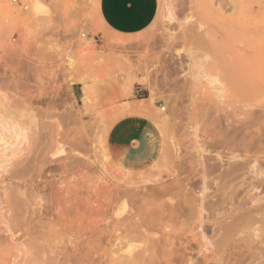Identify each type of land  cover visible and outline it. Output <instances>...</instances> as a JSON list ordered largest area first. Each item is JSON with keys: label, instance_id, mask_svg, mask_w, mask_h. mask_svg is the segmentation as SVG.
<instances>
[{"label": "rangeland", "instance_id": "rangeland-1", "mask_svg": "<svg viewBox=\"0 0 264 264\" xmlns=\"http://www.w3.org/2000/svg\"><path fill=\"white\" fill-rule=\"evenodd\" d=\"M97 2L0 0V126L18 133L14 146L11 139L5 145L15 151L4 165L19 170L12 176L0 168V264H47L32 255L26 238L3 232L4 190L14 185L30 195V209L52 208L40 220L31 216L46 224L51 244L64 249V240L99 236L98 252L106 258L118 220L148 223L150 239L132 243L134 254L155 242L195 237V217L168 222L158 211H169L186 187L196 189L190 198H199L206 158L257 157L264 168V0H158L153 22L131 36L103 29ZM125 117L147 125L131 128L136 139L116 146L112 131ZM1 131L7 141L10 132ZM250 139L260 141L252 155L234 150L232 144ZM215 183L206 192L210 203L220 196ZM230 184L240 200L245 186ZM71 187L77 208L59 216L70 207L62 195ZM260 189L253 196L264 194ZM224 209L210 210L208 222ZM204 233L211 243L219 238ZM243 241L222 245L220 263H234L229 254L243 249ZM194 248L175 264H200L202 254L216 264L211 247Z\"/></svg>", "mask_w": 264, "mask_h": 264}, {"label": "bare ground", "instance_id": "bare-ground-1", "mask_svg": "<svg viewBox=\"0 0 264 264\" xmlns=\"http://www.w3.org/2000/svg\"><path fill=\"white\" fill-rule=\"evenodd\" d=\"M32 7L34 11L39 10L37 5H33ZM135 110L139 111L141 109L139 107H136ZM0 127L2 128L1 130H4V132L6 133L10 132L9 134L10 136L8 137L9 140L7 139V141H5L6 140L5 135L4 136L2 135L3 137H0V168H4L5 172H10V174L13 176L19 172V170L16 169L17 167L13 166L14 169L11 170L13 167L11 168V166L9 165L11 168L9 171V170H6V167L8 166L4 165V163L11 160L13 156V152L15 151V148L8 147L5 145L7 142L9 144L10 143L9 141L13 140L11 141L10 144L11 146L12 145L14 146L15 144L13 142H14V139L17 138L18 133L15 131H12V132L9 131L8 129H6L5 125H1ZM1 134H2V131H1ZM259 142H260L259 140L250 139L247 142H244V143L242 142L237 145L236 144L233 145L232 143H229V142H223V143L219 142V143H216V145H218V147L223 148V146H229L230 144H232V146L235 147L234 150H236L237 152L239 150H242L243 153L246 152L245 155H247V153H249L252 149L257 147L256 143H259ZM261 142L264 143L263 140H261ZM263 151H264V148H263ZM254 154L256 155V153ZM219 155L220 154L217 153L214 159L215 161L217 160L218 163L216 162L210 163V159L206 158L204 162L200 164L201 173L199 175L200 177L199 179L201 181L200 180L199 181L201 182L200 184L201 186L199 187L200 192L198 193L199 195L198 199L190 198V195H193V191H195L196 189L192 190V188L190 189V187L188 188L186 187V188L181 189V191L179 192L180 201H177L176 203H174L172 199L170 200V207L168 206V208L170 209L169 211H167L166 210L167 208L165 207H161L160 211H158V213L161 216H164L168 222H174V221L176 222L177 220L181 221L180 220L181 217H184V220L185 219L187 220L189 217L192 219L193 217H195L197 219V220L195 219L194 220L196 221V224H195L196 228H198L199 230L198 234L195 235V237L190 238V239L186 237V239H184L185 242H183L179 238H176L177 240L176 242L175 241H165V240L161 242L159 241L158 245L156 244L157 246L155 247L154 246V244L156 243L155 241H154L155 243L152 242L154 243L153 246L148 243L150 239L148 234L151 232L149 229V226L147 225L148 223H143L141 221L140 222L135 221V222L129 223L130 222L129 221L128 222L129 224H128L126 221V225H125V222L123 223L121 220H118L117 227L112 229V231L110 230L112 232L111 235L112 234L113 235L110 236L107 240V243L110 248L107 252L108 257L106 258L101 256L98 252V248L102 242V237H99V236H97L96 240L92 242L89 239V237H86V239H83L82 237H85V234H82L80 242H76L79 240V238L77 239L75 238L76 240H73L70 238L71 240L70 239L64 240V243H63V245H66L68 248H66L65 246L64 249L62 248L59 249L58 247L51 244L50 241H48L49 240L47 237L48 235L47 233H45V230H44L46 224L41 223L43 220L41 222H38V221L35 222V219L31 218V216L35 215L36 219L40 220L43 218L41 217V215L42 216L48 215L50 210H52V208H50L49 206L44 207V210L42 212L45 215H43V213L40 214V211L38 212V210L30 209V207L34 205V201L31 200L30 195L28 196L26 194L27 192H25V190L18 185H14L13 188H11L8 192H6L7 191L6 189L4 190V193H6L5 203L7 205L6 207L7 209L5 210H6V213H8L9 215L8 217H5V218L4 216H1L2 217L1 222L4 224L3 232L4 234L5 232L9 233L11 238H17V239L26 238L27 241H30L29 243H31L32 249H34V253L32 255L33 256L35 255L36 258L43 257L47 264H107V262H109V264L110 263H113V264H175L178 261L180 260L182 261L184 259V256H186L185 255L186 252H188L189 250L191 252V248H194L192 247L193 245L192 242L195 243L198 240H200V242L198 241L199 242L198 246L202 244V246L205 247V251H208L209 247H211L212 249L211 258L214 259L216 264H221L220 262L222 260H225V259H222V260L220 259L221 261L218 260V257H219L218 255L221 253V250H222L221 248H223L222 245L225 246L227 243L230 244V242L234 243L237 241L239 242L243 241L242 240L243 237H247V239H249V240H246L245 242L243 241L244 246H243V249H241L243 251L239 250L240 249L239 248L238 249L239 252H237L236 254L235 252L234 254L233 253L229 254L228 252L229 256L231 255V258L233 255H234L233 257H236L235 259L232 258V260L234 259L233 260L234 263L232 262L231 264H264V194L261 195L262 191H260V193H257L258 195L253 196L254 191L259 192V190H261L260 188L264 187L263 164L258 160L259 158L257 157L251 160L252 157L246 158L245 156V158H240V155L238 154H234V155L231 154L232 155L231 158L229 157L230 159H228L226 162H223V160H221V157ZM262 155H264V153ZM67 169H71V168H67ZM214 181L215 182L217 181L215 185L217 187V192L220 193V196L218 197V199L210 203L209 200H207L206 192L208 191V188L211 182H214ZM234 181H238V183H240L242 186H245L244 188L245 193L242 196V198L240 197L241 198L240 200L237 199L236 194L238 195V193L234 191V189L232 188V185L230 184ZM240 184L239 186L241 187ZM191 187L194 188V186H191ZM67 189L66 191L63 192L64 195H62V199H65L67 202V203L65 202V204L66 205L68 204L70 207L69 209H66L65 212L60 213L59 216H66L68 212H71V209L76 210L77 208V204L74 202L77 199L76 195L78 194L76 191H74L76 189L73 190L72 187L67 188ZM226 206H229V208L224 209V207ZM222 209L224 210L227 209V210L226 212L223 211V213L221 212V214H219L218 212L222 211ZM210 210H217V211L219 210L218 212L216 211L215 213L213 212V215L216 213L219 214V218L218 219L216 218V220L213 222H208L209 221L208 212ZM131 216H133V214ZM215 217H218V216L216 215ZM45 218H47V216ZM51 218H52V215H51ZM139 218L140 217H138L137 219ZM36 223H38V225ZM47 224L50 225L49 220H47ZM55 224L57 226V223ZM48 229L49 228H47V230ZM207 231H210L214 237L218 236L219 237L218 240L216 239L214 243L207 241L208 238L204 237V234H205L204 232H207ZM74 232L73 230L70 231V234H71L70 237L74 238L73 237L75 236V234L73 235ZM103 232L102 231L100 232L101 236ZM117 232H119V234H116ZM27 237H29V240L27 239ZM140 237L141 238L143 237V239L144 238L148 239L147 243L151 245L152 247L147 245V247L145 246L146 248H144V250L141 249L142 251L140 250L139 252H136L134 254L133 253L134 247L132 246V243H135V241L139 240ZM212 237H211V240H213ZM49 238L51 237L49 236ZM27 245H30V244H27ZM198 246H196L195 248H197ZM233 248H236V247H233ZM146 253L147 255H145ZM209 257L210 256H208V258ZM222 258H224V256ZM229 258L230 257H228V260ZM198 260H200V264H208L207 257L204 256L203 254L202 256H200V259ZM181 261L179 263H181ZM197 262L199 261H196L195 263ZM192 263L195 264L194 261ZM227 263L225 261L223 264H227Z\"/></svg>", "mask_w": 264, "mask_h": 264}, {"label": "crops", "instance_id": "crops-1", "mask_svg": "<svg viewBox=\"0 0 264 264\" xmlns=\"http://www.w3.org/2000/svg\"><path fill=\"white\" fill-rule=\"evenodd\" d=\"M157 8L158 0H98L97 18L108 33L131 36L149 27L156 17ZM116 125L120 126L112 131V142L121 146L136 139L131 128L147 124L140 118L125 117Z\"/></svg>", "mask_w": 264, "mask_h": 264}, {"label": "built area", "instance_id": "built-area-1", "mask_svg": "<svg viewBox=\"0 0 264 264\" xmlns=\"http://www.w3.org/2000/svg\"><path fill=\"white\" fill-rule=\"evenodd\" d=\"M13 2H16V0H12ZM25 9L27 8V7H24ZM161 110L163 111L164 110V108L162 107L161 108Z\"/></svg>", "mask_w": 264, "mask_h": 264}]
</instances>
